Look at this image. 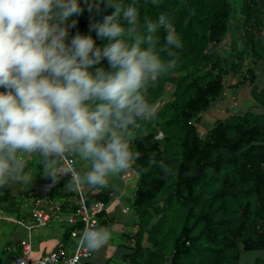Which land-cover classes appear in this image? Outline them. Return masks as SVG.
Wrapping results in <instances>:
<instances>
[{"label":"trees","instance_id":"1","mask_svg":"<svg viewBox=\"0 0 264 264\" xmlns=\"http://www.w3.org/2000/svg\"><path fill=\"white\" fill-rule=\"evenodd\" d=\"M88 4L81 0L70 37L77 31L95 37L90 23L113 11L101 3L90 12ZM137 8L141 30L145 19L167 13L183 47L173 49L176 67L148 87L156 118L135 130L131 146L139 157L121 173L146 169L134 192L133 214L139 223L135 221L134 240L128 238L134 246L121 261L239 264L242 253H264V114L247 110L230 115L216 121L204 137L196 128L201 114L223 99L231 80L236 83L227 88L247 84L264 107V92L255 86L257 75L264 77V0H160L158 6L139 0ZM158 35L163 44V30ZM226 41L227 48L220 49ZM161 57L169 59L164 51ZM166 95L167 101L158 104ZM161 161L170 174L161 169ZM67 180L52 184L50 179L46 198L60 200L62 209L72 212L77 193L66 189ZM113 192L90 188L86 204L108 205ZM97 223L111 229L115 221L102 211ZM71 229L62 235L64 246L76 244Z\"/></svg>","mask_w":264,"mask_h":264},{"label":"clouds","instance_id":"2","mask_svg":"<svg viewBox=\"0 0 264 264\" xmlns=\"http://www.w3.org/2000/svg\"><path fill=\"white\" fill-rule=\"evenodd\" d=\"M101 3L113 11L90 23L95 37H70L81 0H0V188L30 184L35 157L52 184L67 176V190L111 187L123 195L111 181L139 157L135 130L156 118L148 87L176 67L173 49L183 44L167 13L145 19L141 30L139 0H89L88 10ZM111 239L110 228L89 222L79 245L96 252Z\"/></svg>","mask_w":264,"mask_h":264},{"label":"crops","instance_id":"3","mask_svg":"<svg viewBox=\"0 0 264 264\" xmlns=\"http://www.w3.org/2000/svg\"><path fill=\"white\" fill-rule=\"evenodd\" d=\"M235 83L236 80H231V82H228L225 91L231 90L232 94L235 92L236 94L227 95L226 92H224L223 99L213 104L209 111L206 112L201 118L200 123L197 125V129L202 135H205L208 130L207 128H209L211 125L213 126L214 122H216L217 120H225L229 118L232 113H244L246 112L245 108L248 107H254L255 110H257L256 107H259L258 101H256L254 97L250 95V88H248L247 84V87H243L241 89H227V87L232 86ZM255 86H257L258 92H264V78H260ZM238 90L243 91L242 93L238 94ZM240 96L242 97L241 102L239 99ZM227 100H230L228 107H226ZM231 107L233 108L230 109ZM29 168L32 169L33 177L30 184L21 185L19 183H10L3 188H0V230H2L4 225L7 223L17 226H15L17 228V232L10 235L7 240L4 241V239H2V237L0 236V243L4 241L2 246H7L3 252L0 251L1 254L3 253L4 256H6L5 260L7 264L10 263L14 255L18 254V243L19 241L24 239L25 236L26 238L29 237L33 255L35 257H44L47 256V254H49L50 252L56 250L57 246L61 244L62 235L67 229L64 225L55 224L53 223L54 221H51L47 226L48 228H45L53 229V227L56 226V228H58L59 230L57 238L53 241L46 238H39L36 241L35 245L33 244V235L38 234L37 232L42 231L44 228H33L31 230L26 229L28 225H30L29 210L31 206L34 205L33 202L35 200H37L38 198L41 199L48 197V183L51 178L39 175L41 169L39 164L36 162L35 157L29 160ZM126 173L127 172H125L124 174ZM115 178L119 185V189L123 191L125 185L128 184L133 186L135 184V181L137 182L138 175L131 171L129 172L128 176H123V174H120ZM111 183L115 184L114 180H112ZM83 187L85 189V186ZM115 198H117V195L113 192L111 194V201L107 205L109 209L107 212H105L111 219H114L115 221L110 229L112 232V239L100 250L91 252V259L87 262L88 264H110L112 260H118L116 262L118 263L119 261H121V258L128 253V246L126 250H124L122 244H124L126 240L128 241V238L134 240V236L138 227L135 224H132V221L126 219V217H123V215H127L128 213H130L132 209L129 208L128 213L123 214L121 207H127L126 203L122 200L121 197H119L118 199H120V205H116L114 202ZM42 208L48 211V206H42ZM16 221H22L24 226H18L15 223ZM130 226H133L132 230H128ZM117 238L120 239V243H117ZM114 240L116 243H114ZM259 259L264 260V253L245 252L241 254L239 264H261L258 262ZM3 261L4 260L0 258V264H2Z\"/></svg>","mask_w":264,"mask_h":264},{"label":"built area","instance_id":"4","mask_svg":"<svg viewBox=\"0 0 264 264\" xmlns=\"http://www.w3.org/2000/svg\"><path fill=\"white\" fill-rule=\"evenodd\" d=\"M73 191L77 193L78 206L74 213H64L60 205L55 204L48 198H38L33 202L34 205L29 212L30 225L26 229L44 228L51 220H54L58 224L72 228L70 237L76 241L75 246L70 247L59 244L56 250L50 252L47 256L35 257L29 237H25L19 241V252L12 257L9 264H85L90 259V251L79 245L80 234L87 223L91 222L98 225L96 216L102 210H106L108 206L102 202L87 205L83 186ZM115 201L118 203L117 199ZM42 206H48V211L43 209ZM15 223L18 226H24L22 221H16ZM119 264L128 263L122 262Z\"/></svg>","mask_w":264,"mask_h":264},{"label":"rangeland","instance_id":"5","mask_svg":"<svg viewBox=\"0 0 264 264\" xmlns=\"http://www.w3.org/2000/svg\"><path fill=\"white\" fill-rule=\"evenodd\" d=\"M243 1V0H242ZM232 35H234V33H232ZM228 41H226V43L224 42L223 43V45H220V49H224V48H227V45H228ZM244 87H247L246 85L244 86ZM0 90H2V89H0ZM242 91L243 90H238V94H240V93H242ZM226 92V94L227 95H230V94H232V91L231 90H226L225 91ZM234 95L236 94V92L235 93H233ZM232 94V95H233ZM231 95V96H232ZM167 97L169 98V95H166V98H164L160 103H158V104H162V103H165L166 101H167ZM239 99H240V102H241V99H242V97L240 96L239 97ZM230 100H231V97H230ZM230 100H227L226 101V107H228L229 106V101ZM233 107H231L230 109H232ZM245 110L247 111V110H252V111H254V112H261L262 114H264V107H262L260 110H253L252 108H250V107H248V108H245ZM206 112H208V111H206ZM205 112V113H206ZM204 113V114H205ZM234 114V113H233ZM203 114H201V116H202ZM235 115H238V114H235ZM209 127V126H208ZM210 128V127H209ZM209 128H207V129H209ZM202 137V136H201ZM204 137V136H203ZM79 163V164H78ZM78 168H80L81 167V164H80V162L78 161ZM112 180H114V182H115V185L119 188V185H118V183H117V180H116V178L114 177ZM112 182V181H111ZM136 181H135V184L132 186V185H125L124 186V189H123V195L122 196H120L121 198H122V200L126 203V206L128 207V208H130V209H132V211L130 212V213H128L127 215H123V217H126V219H128V220H130V221H132V224H135V221L136 222H138L139 223V221H138V219H136L135 218V216H134V214H133V200H134V192H135V189H136ZM109 188V187H108ZM111 188V187H110ZM89 189H90V187H85V194L89 191ZM111 190H113L112 188H111ZM55 204H60L61 205V201L59 200H54L53 201ZM31 208H32V206H31ZM31 208H30V210H31ZM30 210H29V212H30ZM157 220V218H154L153 219V221L152 222H154V221H156ZM52 221H54V220H52ZM51 222V221H50ZM53 223H55V224H58L56 221H54ZM49 225V224H48ZM47 225V226H48ZM16 226V225H15ZM13 224H10V223H7V224H5L4 225V227L2 228V230H0V236L2 237V239H4V241L5 240H7L8 239V237H10V235H12L13 233H15V232H17V226L15 227ZM46 226V227H47ZM137 226V225H136ZM132 227L133 226H130L129 228H128V230H132ZM138 227V226H137ZM48 228V227H47ZM49 231H54V232H49ZM58 228H56V226H54L53 227V229H46L45 227H44V229L42 230V231H39V232H37L38 234H34L33 235V238H32V240H33V244L35 245V243H36V241L39 239V238H46V239H48V240H51V241H53V240H55L56 238H57V234H58ZM26 237V236H25ZM24 237V238H25ZM4 241H2V243H0V251H4L5 249H6V245H4V246H2V244L4 243ZM123 241V240H122ZM121 241V242H122ZM120 243V239L119 238H117V243ZM73 243H75V242H73ZM114 243H116L115 242V240H114ZM127 243H129V241H127L126 240V242H124V244H122V246H123V248H124V250H126V248H127ZM128 248H130L129 246H128ZM3 256V257H2ZM6 256H4V254L2 253H0V258H2V260H4L3 261V263L2 264H7V262H6V258H5ZM118 260H112V262L110 263V264H116V262H117Z\"/></svg>","mask_w":264,"mask_h":264},{"label":"bare ground","instance_id":"6","mask_svg":"<svg viewBox=\"0 0 264 264\" xmlns=\"http://www.w3.org/2000/svg\"><path fill=\"white\" fill-rule=\"evenodd\" d=\"M76 167H77V166H76ZM72 191H73V190H72ZM74 192H75V191H74ZM115 199L118 200V203L115 201ZM115 199H114L115 204H116V205H120V202H119L120 199H118V198H115ZM76 202H77V200H76ZM61 204H62V203H61ZM58 205H60V204H58ZM105 205H106V204H105ZM60 206H61V205H60ZM61 207H62V206H61ZM77 207H78V206H77ZM77 207L75 208V210L77 209ZM62 208H63V207H62ZM108 209H109V207H108L106 210H102V211L107 212ZM121 209H122V213H123V214H127L128 211H129V208H128V207H121ZM62 210H63V209H62ZM75 210L72 211V212H71V211H69V212H65L64 210H63V211H64V213H74ZM124 210H126V211L124 212ZM102 211H101V212H102ZM96 220H97V216H96ZM51 221H52V220H51ZM59 225H61V224H59ZM64 226H65V225H64ZM65 228H69V227L65 226ZM130 243H131V242L128 243V246H129L130 248H132V247L134 246V243H131L132 245H131ZM90 253H91V252H90ZM90 259H91V257H90ZM90 259H89V260H90ZM89 260H88V261H89ZM88 261H87V262H88ZM87 262H86L85 264H88ZM122 262H126V261H119V262L116 263V264H119V263H122ZM127 263H128V262H127ZM128 264H129V263H128Z\"/></svg>","mask_w":264,"mask_h":264}]
</instances>
